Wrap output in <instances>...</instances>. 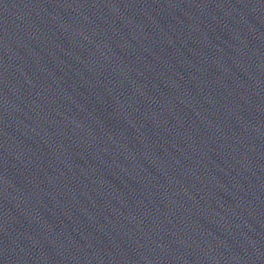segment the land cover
<instances>
[{"label":"water","instance_id":"water-1","mask_svg":"<svg viewBox=\"0 0 264 264\" xmlns=\"http://www.w3.org/2000/svg\"><path fill=\"white\" fill-rule=\"evenodd\" d=\"M0 264H264V0H0Z\"/></svg>","mask_w":264,"mask_h":264}]
</instances>
